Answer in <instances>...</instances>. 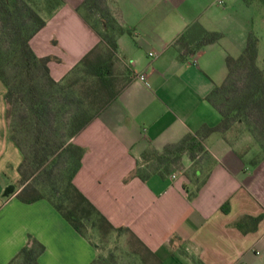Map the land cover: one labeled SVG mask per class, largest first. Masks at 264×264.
<instances>
[{
  "label": "crops",
  "instance_id": "1",
  "mask_svg": "<svg viewBox=\"0 0 264 264\" xmlns=\"http://www.w3.org/2000/svg\"><path fill=\"white\" fill-rule=\"evenodd\" d=\"M36 1L46 25L30 43L38 56L54 57L50 72L60 81L101 37L85 17L86 0ZM107 3L129 30L118 37L115 58L126 82L70 140L85 148L76 186L116 228L136 237L149 264H264V217L245 231L236 226L246 215L264 214L263 157L242 151L241 140L222 132L201 140L197 158L185 152L180 169L165 170L149 155L189 135L198 138L204 124L219 121L207 97L226 81L227 57L241 55L251 31L262 46L264 6L245 0ZM194 23L222 37L181 51L177 41ZM5 93L0 80V264L34 240L44 246L40 264H91L98 246L48 198L18 196L24 156L10 137Z\"/></svg>",
  "mask_w": 264,
  "mask_h": 264
},
{
  "label": "trees",
  "instance_id": "2",
  "mask_svg": "<svg viewBox=\"0 0 264 264\" xmlns=\"http://www.w3.org/2000/svg\"><path fill=\"white\" fill-rule=\"evenodd\" d=\"M245 1L248 4L264 6V0ZM84 11L86 19L99 33L101 41L64 79L56 81L49 67L54 57L38 56L30 43L32 37L46 25V19L40 14L37 1L0 0V17L5 31L4 41L8 42V44L5 42L0 44V80L5 85L10 137L24 156L19 166L21 175L19 184L23 189L18 196L27 202L48 198L82 235L96 244L87 235V229L106 226L110 230L121 231L76 186L74 178L82 166L85 148L71 141L68 144L52 141L50 134L57 109L54 111L51 104L54 100H61L63 105L67 102L76 104L67 134L68 139L73 138L94 120L117 96L118 91L111 89L114 76L111 65L114 64L113 60L118 52V37L129 30L118 22L107 0H86ZM221 37L222 33L209 31L200 23H194L179 37L177 44L181 51L195 52L207 44L218 41ZM260 39L256 32L251 31L241 55L237 58L227 57L226 81L207 97L218 110L219 121L214 124H204L196 133L198 138L189 135L179 143L167 146L162 152L153 149L149 153L153 157V163L159 166L166 165L169 169L174 158H182L187 151L192 154L191 152L197 147L203 146L201 143L203 138L213 132L226 133L233 122L242 121L245 116L253 115L257 125L264 121V66H259L257 62ZM239 69L248 72L246 77L250 82L248 80L243 84L244 92L234 98L232 91H236L238 82L235 74ZM79 72L83 73L84 78H91L94 84L86 97L81 93L70 95L63 85L73 74ZM74 82L75 80L70 82L69 86H74ZM53 91H59L60 95L55 97ZM16 102L29 103L30 116L34 119L32 123L25 121L28 115H21L18 124L11 121ZM22 133L25 134V140L34 135L33 140L30 141L29 138L30 143H24L20 137ZM63 148L70 153V162L59 181L51 184V195H48L35 186L33 180L40 173L53 172V167L48 168L47 165L55 156H61ZM191 157L194 158L192 155ZM138 173L137 170L129 177ZM263 217L264 214L256 217L246 215L236 222V226L245 231L244 226L247 223L257 224ZM135 241L137 244L140 243L137 239ZM43 250L44 246L34 240L32 244L22 248L18 256L9 264H13L18 259H21V264H40L38 257ZM98 256L91 264L97 261ZM144 261L149 264L148 258L144 257Z\"/></svg>",
  "mask_w": 264,
  "mask_h": 264
},
{
  "label": "rangeland",
  "instance_id": "3",
  "mask_svg": "<svg viewBox=\"0 0 264 264\" xmlns=\"http://www.w3.org/2000/svg\"><path fill=\"white\" fill-rule=\"evenodd\" d=\"M93 21V18L91 19ZM5 31L3 30V24L1 22L0 17V44H4ZM260 36V35H259ZM261 38V37H260ZM8 44V42H5ZM262 46L259 48L258 53V65L264 66V41L261 44ZM102 51V50H101ZM111 65V70L113 73V84L111 89L118 91L119 88L126 82L125 76H123V68L116 63V59L113 60ZM248 72H245L243 69H239L236 74V80L238 82L235 87L236 91H232V94L235 97H239L243 92V84H246L250 79L246 77ZM64 79V78H63ZM75 80L74 86H69V83ZM61 81V80H60ZM93 81L91 78H84L83 73L79 72L77 74H73L70 80H67L63 83L66 87L65 90L72 94L81 93L84 97H86L87 92L94 87L92 84ZM55 90V89H53ZM55 97L60 95L59 91H53ZM57 100V98H56ZM52 109L54 111L57 109L55 118L51 128V139L55 142H64L68 144L71 139H68L67 134L70 129V122L73 113L76 110V104L74 102L64 104L61 100L52 101ZM29 113V114H27ZM21 115H28L25 121L33 122L34 119L30 116V106L28 102H19L14 106V112L11 116V121L13 120L16 124L21 121ZM242 121L233 122L231 124V128L226 132L228 137L232 140H241L243 142L242 151L252 152L257 158H264V121H261L259 125L256 122L254 116L249 115L243 117ZM10 121V120H9ZM24 122V120H23ZM35 128V127H34ZM35 130V129H34ZM36 132L34 131V134ZM25 134L22 133L20 135L21 139L24 143L28 142V139L24 137ZM34 135H31L30 141L33 140ZM202 147H197L194 151H192L190 156L197 158V156L202 152ZM61 156H55L52 158L51 162L47 165L48 168L53 167V172H45L40 173L33 180L34 185L39 187L46 194L51 195V184L59 181L64 172L66 171L69 165L70 153L66 151L65 148L61 150ZM199 161V158L196 162ZM195 162V163H196ZM184 167V159L182 158H174L173 163L170 168L167 169L166 165L164 166L165 170L171 169H180ZM5 176L1 175L0 181L4 180ZM87 235L96 243L99 248V256L97 261L94 264H146L144 261V257L148 258L149 256L144 252L142 247L138 245L130 233H123L119 231H114L108 229L106 226L98 229H87ZM21 259L16 260L13 264H21Z\"/></svg>",
  "mask_w": 264,
  "mask_h": 264
},
{
  "label": "built area",
  "instance_id": "4",
  "mask_svg": "<svg viewBox=\"0 0 264 264\" xmlns=\"http://www.w3.org/2000/svg\"><path fill=\"white\" fill-rule=\"evenodd\" d=\"M141 78L144 79L145 78V75H141Z\"/></svg>",
  "mask_w": 264,
  "mask_h": 264
},
{
  "label": "water",
  "instance_id": "5",
  "mask_svg": "<svg viewBox=\"0 0 264 264\" xmlns=\"http://www.w3.org/2000/svg\"><path fill=\"white\" fill-rule=\"evenodd\" d=\"M8 194V193H7Z\"/></svg>",
  "mask_w": 264,
  "mask_h": 264
}]
</instances>
